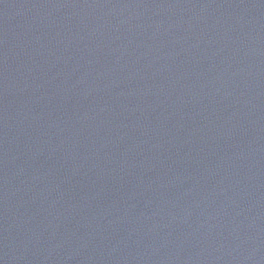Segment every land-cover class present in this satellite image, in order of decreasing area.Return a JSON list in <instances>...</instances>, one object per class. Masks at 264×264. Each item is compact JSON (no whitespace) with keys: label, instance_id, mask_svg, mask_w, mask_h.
I'll use <instances>...</instances> for the list:
<instances>
[{"label":"water","instance_id":"95a60500","mask_svg":"<svg viewBox=\"0 0 264 264\" xmlns=\"http://www.w3.org/2000/svg\"><path fill=\"white\" fill-rule=\"evenodd\" d=\"M0 264H264V0H0Z\"/></svg>","mask_w":264,"mask_h":264}]
</instances>
